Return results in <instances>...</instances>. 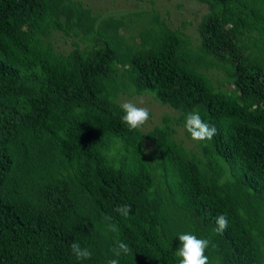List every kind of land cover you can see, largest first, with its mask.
Masks as SVG:
<instances>
[{"label":"trees","instance_id":"trees-1","mask_svg":"<svg viewBox=\"0 0 264 264\" xmlns=\"http://www.w3.org/2000/svg\"><path fill=\"white\" fill-rule=\"evenodd\" d=\"M193 1L194 43L150 6L0 0V264H107L119 241V264H178L185 232L210 264H264V0ZM142 93L176 116L130 130L118 96ZM191 111L217 133L187 147Z\"/></svg>","mask_w":264,"mask_h":264},{"label":"rangeland","instance_id":"rangeland-1","mask_svg":"<svg viewBox=\"0 0 264 264\" xmlns=\"http://www.w3.org/2000/svg\"><path fill=\"white\" fill-rule=\"evenodd\" d=\"M85 5L89 6L92 11L97 13L120 12L127 10H136L138 8H154L159 14L167 20L171 28H180L188 36L192 42H196L197 33L195 25L198 22L202 13L205 12V7L193 0H81ZM182 23H184L182 25ZM55 46L58 50L66 51L71 46V40L59 36H55ZM215 74V73H214ZM213 74V75H214ZM215 78H219L215 76ZM118 101L122 104L126 101L136 103L138 106L147 107L150 109L149 119L139 129L145 131L151 128L154 124L160 122L162 116H176V111L157 102L150 94L142 93L140 95L121 94L118 96ZM143 101L141 104L140 102ZM175 137L182 140L187 147L192 146L193 139L190 134L184 131V126H176ZM146 149L152 148L150 143L145 140Z\"/></svg>","mask_w":264,"mask_h":264},{"label":"clouds","instance_id":"clouds-1","mask_svg":"<svg viewBox=\"0 0 264 264\" xmlns=\"http://www.w3.org/2000/svg\"><path fill=\"white\" fill-rule=\"evenodd\" d=\"M140 103L142 104L143 101ZM120 108L123 112L122 120L130 130L140 128L149 119L150 109L138 106L134 102H123ZM185 129L191 138L196 141H210L217 133L216 127L204 121L198 111H191L186 114ZM115 211L120 216L127 218L131 213V206L127 204L118 205ZM105 220H111V217L106 216ZM215 223L218 233H222L229 227L228 217L223 213L215 218ZM108 228L112 232L117 231L115 224H108ZM178 238L180 241V246L176 249V256L179 258L178 264H210L209 257L205 254L211 243L210 240L198 238L192 232L181 233ZM212 246L215 247V245ZM70 247L77 260L91 258L90 249L81 247L80 243L74 241ZM112 253L114 258L108 259L107 264H119V258L132 254V250L128 244L119 241L112 249Z\"/></svg>","mask_w":264,"mask_h":264}]
</instances>
